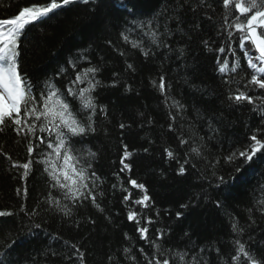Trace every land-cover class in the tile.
Returning <instances> with one entry per match:
<instances>
[{
  "label": "trees",
  "instance_id": "trees-1",
  "mask_svg": "<svg viewBox=\"0 0 264 264\" xmlns=\"http://www.w3.org/2000/svg\"><path fill=\"white\" fill-rule=\"evenodd\" d=\"M47 2L0 0V19H12L24 6ZM162 2L132 0L128 7L135 16L111 0L74 3L28 26L26 40L20 37L21 73L26 72L34 86L51 77L64 90L81 69H101L96 76L101 84L92 93L98 106L97 130L76 147L97 154L93 168L99 179L94 194L103 211L91 200L74 204L59 190L50 189L44 166L35 163L36 153L44 146L29 157L28 141L35 147V138L18 134L15 125L6 122L0 132V212L11 215L0 217L3 264H80L79 253H83V264H155L160 259L157 245L166 250L165 258L176 259L177 264L196 260L224 264L229 256L242 257L235 251L236 240L254 256L264 254V148L239 174L235 172L243 165L240 152L252 151L255 142L250 137L256 134L264 143V89L249 83L255 70L247 66L238 46L242 34L235 28L237 17L239 22L244 17L218 0H205L211 7L193 13L186 6L180 13L187 35L173 32L157 36L154 43L150 33L164 31V17L159 18V27L154 17ZM134 19L154 23L140 29L130 23ZM168 26L175 29L176 24L172 21ZM122 32L130 41H143L142 47L125 43ZM221 47L224 52L218 51ZM145 50L150 52L147 57ZM218 58L221 63L227 61L228 71H218ZM61 68L65 71L58 74ZM161 76L163 94L153 85V81L159 84ZM241 91L253 102L229 98ZM173 101L183 107L174 106ZM99 106H106V119ZM121 123L127 127L121 129ZM37 135H47L39 131V124ZM125 145L132 155L124 163L131 168L121 171ZM29 158L34 161L32 171L24 178V170L13 164ZM230 175L236 177L230 186L218 188L219 177L227 180ZM131 180L145 186L151 198L148 208L133 203L144 193ZM50 192L58 205L45 202ZM65 205L71 215L61 211ZM130 211L142 214L139 226L148 227L147 240L141 238L136 221L128 219ZM148 218L152 223L145 225ZM233 219L242 233L232 231ZM176 253L185 254L184 261Z\"/></svg>",
  "mask_w": 264,
  "mask_h": 264
},
{
  "label": "snow or ice",
  "instance_id": "snow-or-ice-1",
  "mask_svg": "<svg viewBox=\"0 0 264 264\" xmlns=\"http://www.w3.org/2000/svg\"><path fill=\"white\" fill-rule=\"evenodd\" d=\"M111 2L126 10L129 15H136L128 7L132 0H111ZM218 2L225 8L231 7L234 11L238 10L240 15L244 17L243 22H239L240 17L238 16V22L235 23L236 30L242 34L239 38L238 46L246 57L247 66L255 70V74L251 75L249 83L264 89V0H249L247 5L245 0H218ZM74 3L98 4V0H50L46 5L31 4V6H24L12 19H0V132L4 131V126L7 122L15 125L14 130L18 134L23 133L25 136L31 134L37 143L34 147L33 141L30 139L27 152L29 157H31L32 153L40 145L44 146L43 149L36 153L35 163L44 166L43 173L49 178L48 187L59 190L63 193L64 199H70L74 204L82 203L84 200H91L92 204L100 211H103L97 203V196L94 194V187L99 179L93 168L97 154L91 150L84 151L76 147L77 143H83L87 137L97 130L95 117L98 106L92 93L101 84V81L96 79L97 73L101 69L94 66L81 69L76 72L75 78L69 81L65 89L61 90L51 77L38 81L37 86H34L26 72L22 75L19 63L20 37L24 36L25 40L27 39V27L50 19L51 15L56 13V10ZM186 6L195 13L198 8L211 7V4L206 5L205 0H195V2L193 0H172V3H169V0H163L160 10L154 14V17L157 27H159V18L164 17V31L157 32L153 30L150 33L153 36L154 43L157 42V36H170L173 32H179L182 36L187 35L183 27L184 21L180 15ZM90 11L94 12L95 10L90 9ZM172 21L176 24L175 29L168 26ZM130 23L136 28L143 29L145 27L151 28L154 20L134 19ZM195 27L198 28L199 25H195ZM134 30L127 29L129 32ZM229 36H231V33ZM121 38L125 43H130L133 48L139 49L142 47L143 41H130L129 36L125 32L121 33ZM207 43V41H204L205 46H207ZM218 51L224 52L225 49L221 47ZM181 54H183L182 50ZM144 55L147 57L150 52L145 50ZM81 59H86V57L82 56ZM70 63L72 62L70 61ZM217 65L218 71L221 73L229 70L227 61L221 63L218 58ZM73 67H75L74 64ZM128 68H132V65H128ZM235 70V68L232 69V71ZM64 71L61 68L58 74H63ZM115 83L116 81H113V86H115ZM83 84L87 86L80 87ZM153 85L162 94L164 93L165 83L163 76L160 77L158 85L155 81H153ZM34 88H37V91H34ZM37 96H39V99ZM229 98L237 102H253V97L242 91ZM165 99L167 100V97ZM73 104L78 105V107L74 109ZM173 105L183 107L178 101H173ZM99 112L103 114L105 119L107 118L106 106H99ZM37 124H39V131L47 133L46 136L37 135ZM119 127L124 129L127 126L121 123ZM250 139L255 142L254 146L251 153L240 152L239 155L244 159L243 165L237 166L235 169L237 174L241 172L243 166L253 162V158L259 149L264 148V143L257 138L256 134H253ZM180 142L182 144L187 143L184 140ZM124 147L125 151L121 158V164L123 165L121 171L130 170L131 168V165L124 163V160L132 154L127 151L126 145ZM192 152L199 154V149L193 148ZM167 155L173 157L172 151H168ZM228 159L231 161L232 157ZM33 162V159L29 158L23 164L14 163L13 167H21L24 170L23 177L26 178L32 171ZM179 171L181 174L184 173L183 166H181ZM235 179L236 177L231 175L227 180L221 176L217 187L223 186L227 188L230 186L229 182ZM130 183L143 190L144 193L140 199L134 200L133 203L148 208L151 198L147 195L145 186L137 184L135 180H131ZM17 191L19 193V189ZM24 192H27V188L24 189ZM100 195L102 196L103 193H100ZM127 199L128 197H125V200ZM45 202L59 204V200L51 197V192ZM217 206H219V201H217ZM187 207L188 205H181V208ZM61 211L66 216L71 215V210L67 208V205L61 208ZM7 215H11V213L0 212V217ZM28 215H32V213H28ZM140 215L142 214L138 215L136 212L130 211L128 219L136 221L137 231L141 233V238L147 240L149 229L147 226H139ZM176 215L179 217L181 213L177 212ZM150 223H152L151 218L145 220V225ZM238 223V221L233 219L231 228L233 232L240 234L243 232V228H238ZM36 227H39V225H36ZM161 235H163L162 231ZM234 243L236 245L235 251L241 253L242 257L239 255L229 256L228 260L224 261V264H229L231 260L237 261V264H264V254L254 256L250 249L246 250L244 243L239 240ZM156 247L160 251V259L155 264H177L176 259L170 261L165 258L166 250H161L160 245ZM184 256L185 254L183 253L175 254V257H178L180 262L184 261ZM78 258L80 259V264H83V253H79ZM0 264H3L2 260H0ZM149 264H153V262L149 261ZM195 264H200V261L196 260Z\"/></svg>",
  "mask_w": 264,
  "mask_h": 264
},
{
  "label": "bare ground",
  "instance_id": "bare-ground-1",
  "mask_svg": "<svg viewBox=\"0 0 264 264\" xmlns=\"http://www.w3.org/2000/svg\"><path fill=\"white\" fill-rule=\"evenodd\" d=\"M246 46H247V42H246ZM254 62H255V61H254ZM262 141H264V139H263Z\"/></svg>",
  "mask_w": 264,
  "mask_h": 264
},
{
  "label": "water",
  "instance_id": "water-1",
  "mask_svg": "<svg viewBox=\"0 0 264 264\" xmlns=\"http://www.w3.org/2000/svg\"><path fill=\"white\" fill-rule=\"evenodd\" d=\"M257 55H258V52H257Z\"/></svg>",
  "mask_w": 264,
  "mask_h": 264
}]
</instances>
